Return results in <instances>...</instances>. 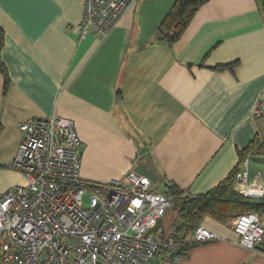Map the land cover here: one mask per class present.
<instances>
[{
	"label": "crops",
	"instance_id": "0c3cea01",
	"mask_svg": "<svg viewBox=\"0 0 264 264\" xmlns=\"http://www.w3.org/2000/svg\"><path fill=\"white\" fill-rule=\"evenodd\" d=\"M175 1L135 0L105 37L81 38V0H0L1 192L24 184L12 163L30 119L74 122L83 181L135 171L160 193L208 192L264 136L260 0H208L167 45L158 32ZM247 158L264 186V157ZM200 225L218 238L192 245L183 264H264L229 225Z\"/></svg>",
	"mask_w": 264,
	"mask_h": 264
},
{
	"label": "built area",
	"instance_id": "2783aa9c",
	"mask_svg": "<svg viewBox=\"0 0 264 264\" xmlns=\"http://www.w3.org/2000/svg\"><path fill=\"white\" fill-rule=\"evenodd\" d=\"M134 1L81 0L79 36L105 37ZM73 123L51 116L18 127L12 167L24 184L0 191V264H183V245L218 238L201 225L186 239L153 232L171 198L153 191L135 171L107 183L83 181ZM247 165L246 157L234 187L253 199L264 186L259 173L249 179ZM226 224L239 236V246L264 251V228L256 214L232 215Z\"/></svg>",
	"mask_w": 264,
	"mask_h": 264
},
{
	"label": "trees",
	"instance_id": "16d2710c",
	"mask_svg": "<svg viewBox=\"0 0 264 264\" xmlns=\"http://www.w3.org/2000/svg\"><path fill=\"white\" fill-rule=\"evenodd\" d=\"M207 1L176 0L160 24L158 33L161 35V40L167 45L179 41L198 9ZM260 4L264 8V0H260ZM0 70L6 76L1 64ZM248 155L264 157V136L256 135L247 147L239 151L236 166L208 192L195 195L180 190L173 183L166 186L163 194L171 198L172 204L152 231L164 233L166 237L172 236L174 239H186L205 218L223 225L226 224L228 217L237 214L253 213L259 218H264V200L244 197L236 192L234 187V179L242 170V163ZM191 246L192 244H186L182 249L188 251Z\"/></svg>",
	"mask_w": 264,
	"mask_h": 264
},
{
	"label": "rangeland",
	"instance_id": "374dc122",
	"mask_svg": "<svg viewBox=\"0 0 264 264\" xmlns=\"http://www.w3.org/2000/svg\"><path fill=\"white\" fill-rule=\"evenodd\" d=\"M80 152V150H79ZM156 189L155 185L152 184V189ZM88 195H84L83 198H82V203H83V207L86 209L87 206H88Z\"/></svg>",
	"mask_w": 264,
	"mask_h": 264
}]
</instances>
